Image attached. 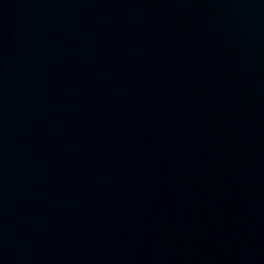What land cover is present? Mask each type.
<instances>
[{"label": "water", "instance_id": "1", "mask_svg": "<svg viewBox=\"0 0 264 264\" xmlns=\"http://www.w3.org/2000/svg\"><path fill=\"white\" fill-rule=\"evenodd\" d=\"M0 264H264V0H0Z\"/></svg>", "mask_w": 264, "mask_h": 264}]
</instances>
